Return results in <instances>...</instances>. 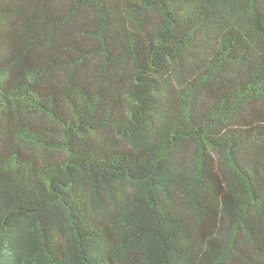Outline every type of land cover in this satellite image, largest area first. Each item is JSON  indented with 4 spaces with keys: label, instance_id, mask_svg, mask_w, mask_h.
<instances>
[{
    "label": "trees",
    "instance_id": "16d2710c",
    "mask_svg": "<svg viewBox=\"0 0 264 264\" xmlns=\"http://www.w3.org/2000/svg\"><path fill=\"white\" fill-rule=\"evenodd\" d=\"M0 264H264V0H0Z\"/></svg>",
    "mask_w": 264,
    "mask_h": 264
}]
</instances>
